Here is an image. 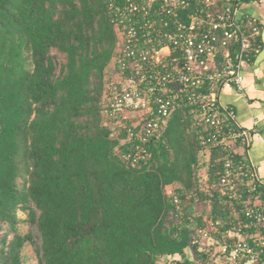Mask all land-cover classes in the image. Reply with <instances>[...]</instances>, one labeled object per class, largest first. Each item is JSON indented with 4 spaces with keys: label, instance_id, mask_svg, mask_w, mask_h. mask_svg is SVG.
Returning <instances> with one entry per match:
<instances>
[{
    "label": "trees",
    "instance_id": "1",
    "mask_svg": "<svg viewBox=\"0 0 264 264\" xmlns=\"http://www.w3.org/2000/svg\"><path fill=\"white\" fill-rule=\"evenodd\" d=\"M122 7L0 0V264H196L198 229L243 220L210 187L219 149L204 154L184 105L126 162L135 122L107 124L103 104L123 75Z\"/></svg>",
    "mask_w": 264,
    "mask_h": 264
},
{
    "label": "built area",
    "instance_id": "2",
    "mask_svg": "<svg viewBox=\"0 0 264 264\" xmlns=\"http://www.w3.org/2000/svg\"><path fill=\"white\" fill-rule=\"evenodd\" d=\"M108 1L123 5V75L106 88L104 120L135 122L137 133H127L138 143L126 162L149 158L145 145L163 135L173 107L189 108L204 133V154L219 149L222 173L210 187H219L243 218L222 233L213 223L198 229L191 244L203 258L196 264H264V185L249 161L250 132L220 101L223 90L244 94L242 63L261 51V23L242 12L257 0Z\"/></svg>",
    "mask_w": 264,
    "mask_h": 264
},
{
    "label": "crops",
    "instance_id": "3",
    "mask_svg": "<svg viewBox=\"0 0 264 264\" xmlns=\"http://www.w3.org/2000/svg\"><path fill=\"white\" fill-rule=\"evenodd\" d=\"M242 12L261 23V51L258 56L242 63L244 94L223 90L220 101L234 109L237 125L250 132L249 161L264 185V0L243 5Z\"/></svg>",
    "mask_w": 264,
    "mask_h": 264
},
{
    "label": "rangeland",
    "instance_id": "4",
    "mask_svg": "<svg viewBox=\"0 0 264 264\" xmlns=\"http://www.w3.org/2000/svg\"><path fill=\"white\" fill-rule=\"evenodd\" d=\"M27 255H28V261L26 262V264H35L33 258L29 255V253Z\"/></svg>",
    "mask_w": 264,
    "mask_h": 264
}]
</instances>
